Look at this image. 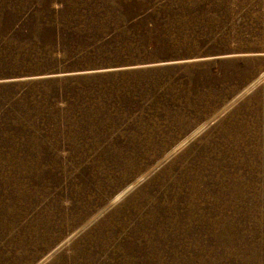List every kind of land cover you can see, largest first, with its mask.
I'll return each instance as SVG.
<instances>
[{"label": "rangeland", "instance_id": "obj_1", "mask_svg": "<svg viewBox=\"0 0 264 264\" xmlns=\"http://www.w3.org/2000/svg\"><path fill=\"white\" fill-rule=\"evenodd\" d=\"M0 264H264V0H0Z\"/></svg>", "mask_w": 264, "mask_h": 264}, {"label": "bare ground", "instance_id": "obj_2", "mask_svg": "<svg viewBox=\"0 0 264 264\" xmlns=\"http://www.w3.org/2000/svg\"><path fill=\"white\" fill-rule=\"evenodd\" d=\"M263 73V72H262ZM262 75V74H261ZM256 79V78H255ZM260 79V78H259ZM258 82V81H257ZM253 83V82H252ZM255 83V82H254ZM253 83V84H254ZM256 84V83H255ZM250 86V85H249ZM242 110V109H241ZM237 112V111H236ZM235 117V116H234ZM245 126V125H244ZM243 127V126H242ZM238 129V128H237ZM246 129V128H245ZM247 130V129H246ZM182 135L185 131H180ZM186 134L182 135L183 137ZM222 135V134H221ZM238 135V134H237ZM235 136V135H233ZM191 134L186 137L190 138ZM213 139V138H212ZM257 139V138H256ZM151 138L149 139V141ZM221 140V139H220ZM259 140V139H258ZM215 142V141H214ZM232 142V141H231ZM245 142V141H244ZM228 143V142H227ZM217 144V143H216ZM144 145V143L142 144ZM180 145V144H179ZM139 146V145H138ZM196 146V145H195ZM230 146V145H229ZM115 147V146H114ZM191 147V146H190ZM226 148V147H225ZM149 147L146 149L148 150ZM217 149V148H216ZM113 150V149H112ZM139 150H143L142 147H137L134 142L128 144L123 151L116 153V159L112 161L111 168L105 171V175L100 183L99 190L105 193L106 196L111 198H120L129 192L137 183V179H134V175L141 168L143 161ZM233 151V150H232ZM203 152V151H202ZM193 153V152H192ZM209 153V152H208ZM195 154V153H194ZM147 162V161H146ZM149 162V161H148ZM184 162V161H183ZM211 162V161H210ZM158 164V163H157ZM184 165V164H183ZM191 165V164H190ZM101 166V165H100ZM172 167V166H171ZM90 168V167H89ZM149 171V170H148ZM203 173V172H202ZM144 174V173H143ZM143 176V175H142ZM161 177V176H160ZM161 180V179H160ZM92 182V181H91ZM161 183V181H160ZM160 185V184H159ZM162 189V188H161ZM159 196V195H158ZM145 197V196H144ZM180 198V197H179ZM181 199V198H180ZM160 201V200H159ZM179 201V200H177ZM151 202V201H150ZM152 203V202H151ZM177 204V202H176ZM143 206V205H142ZM159 206V205H158ZM171 206V205H170ZM155 208V206H154ZM159 211V210H158ZM160 212V211H159ZM131 213V212H130ZM172 213V212H171ZM87 214V213H86ZM159 215V214H158ZM81 218V217H80ZM79 220V219H78ZM119 229V228H118Z\"/></svg>", "mask_w": 264, "mask_h": 264}]
</instances>
